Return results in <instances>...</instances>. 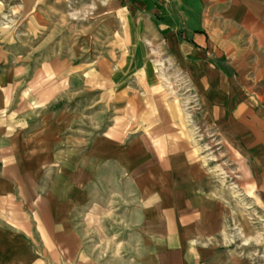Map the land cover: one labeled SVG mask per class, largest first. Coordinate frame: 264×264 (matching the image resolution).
<instances>
[{"label":"crops","instance_id":"crops-1","mask_svg":"<svg viewBox=\"0 0 264 264\" xmlns=\"http://www.w3.org/2000/svg\"><path fill=\"white\" fill-rule=\"evenodd\" d=\"M116 14L118 60L23 43L83 15L79 37L114 36ZM100 101L114 117L101 130ZM214 164L264 253V0H0V264L264 262L224 249Z\"/></svg>","mask_w":264,"mask_h":264},{"label":"rangeland","instance_id":"rangeland-1","mask_svg":"<svg viewBox=\"0 0 264 264\" xmlns=\"http://www.w3.org/2000/svg\"><path fill=\"white\" fill-rule=\"evenodd\" d=\"M86 25L88 22L85 20V15H83L82 21L80 23L75 22H66V23H58L57 32H53L51 37H46V35H41V37L36 38L35 40L27 41L23 40V43L28 44L29 47L34 48L35 45H41L44 43V47L47 48L46 53H41L39 55H34L36 58H50L58 55L55 53L57 48L60 49L59 55L62 57H66L73 61H89V60H101L102 58H107L108 49L115 47L114 57L116 60L121 57L120 51L123 46V36H122V18H120L117 14L115 16V34L114 36H107V32L104 27L101 25L97 29V31H93L91 34L78 36L79 30L86 31ZM83 26V27H80ZM86 47L91 50H87L88 53L82 51L81 55H77L75 58L74 53L71 52L73 47ZM26 48V47H25ZM29 48V50H30ZM30 50V51H31ZM25 88V87H24ZM102 88H100L101 90ZM20 92V91H19ZM85 95V93H84ZM94 98V95H93ZM83 115H84V123L83 126L87 125V120L89 119L90 112L87 106L90 105V94L88 96L83 97ZM16 104V103H15ZM26 103H20V105H25ZM74 104V103H72ZM167 104L166 101L163 103ZM14 105V104H13ZM28 105H33L32 103H28ZM121 105V102H115V115L117 116L118 107ZM167 106V105H166ZM113 106L107 109L106 102L100 101L95 108L94 111H98V126L99 130H101L106 124L110 121L114 120L112 118L113 114ZM188 107V105L186 106ZM185 107V108H186ZM120 115V113H118ZM133 120H130V122ZM194 150L192 151L193 155L197 160L205 161L206 164L208 160H211V163H215L217 161V157L215 159L210 156L214 152H206V149H203L201 146L199 148L193 146ZM208 155L211 159L208 158ZM215 161V162H213ZM210 162V161H209ZM210 170H212V177L209 184V190L218 197V200L221 202V213L215 216L214 224L218 228H222L219 232V237L221 239V243L224 245V249L229 251H237L244 259L245 258H258L259 254L263 255V250L258 248V243L252 241L251 236H256V230L254 228L257 226V223L253 221L255 219L254 215H250L246 206H250V204L246 203L240 196L238 190V184L235 182L236 177L231 175V173H227L226 170H220L217 164L211 166ZM220 198V199H219ZM254 232L255 234H252ZM105 252V256H121L122 250L115 249L111 247H105L103 249ZM263 260V259H262ZM261 259L259 260V264H264ZM258 262V261H257Z\"/></svg>","mask_w":264,"mask_h":264}]
</instances>
